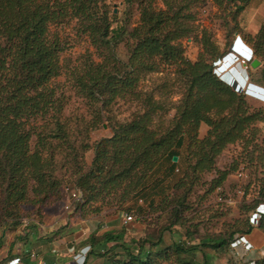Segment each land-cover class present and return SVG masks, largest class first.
I'll return each instance as SVG.
<instances>
[{
    "label": "trees",
    "instance_id": "1",
    "mask_svg": "<svg viewBox=\"0 0 264 264\" xmlns=\"http://www.w3.org/2000/svg\"><path fill=\"white\" fill-rule=\"evenodd\" d=\"M197 1L164 0L166 10H160L143 0L141 25L131 33L135 43L128 47L127 62H122L116 55L115 40L123 29L113 28L108 0H0V196L8 217H17L30 195L32 205H43L62 192L53 144L69 139L61 123L66 99L56 82L63 75L64 49L59 40L50 38L48 27L74 20L77 34L89 39L100 59H87L68 70L76 94L103 109L118 100L141 104V111L130 122L118 124L111 137L97 143L89 170L79 173L75 185L83 192L80 214L87 215L86 208L98 212V204L110 201L120 203L118 209L122 211L124 203L140 197L151 198L148 205L155 208L156 194L162 196L161 200L168 197L158 176L162 171L182 172L172 188L184 193L173 201L176 219L182 218L185 200L203 174L216 173L210 193L219 188L222 192L218 195L224 192L223 184L230 172L218 170L217 160L229 146L254 133L258 123H264V109L253 110L246 99L253 91L264 102V89L250 85L246 94L239 93L220 80L213 65L220 58L219 48L207 32L202 44L213 61L194 63L186 58L179 41L189 35L187 24L195 20L189 9ZM213 1L219 6L235 3V16L252 3ZM250 35L248 42L253 45L254 55L264 63V21L259 31ZM162 66L176 67L185 79V94L168 125L160 118L163 105L152 94L139 90L141 80ZM202 124L209 130L199 139ZM185 145L184 159L180 152ZM262 180L260 197L264 195V177ZM135 211L139 218L148 214L140 205ZM124 214L135 217L130 209ZM257 225L264 231V213H260ZM254 228L249 223L242 236L251 234ZM235 235L229 239L205 238L192 247L175 243L163 246L164 238L160 236L156 243L150 238L143 241L134 251L132 244L136 242L128 243L126 231L121 229L101 236L93 232L85 246H90V257L104 259L105 264H199V251L207 248L222 252L236 241ZM146 244H151L150 248ZM201 264L208 263L204 260ZM255 264H264V258Z\"/></svg>",
    "mask_w": 264,
    "mask_h": 264
},
{
    "label": "rangeland",
    "instance_id": "2",
    "mask_svg": "<svg viewBox=\"0 0 264 264\" xmlns=\"http://www.w3.org/2000/svg\"><path fill=\"white\" fill-rule=\"evenodd\" d=\"M142 1L108 0L109 15L115 21L113 28L123 29V33L115 40L116 55L122 62H127L128 47L135 43L131 33L142 22ZM145 1L147 4L151 2L157 9L166 10L164 0ZM234 11L235 3L219 6L213 0L197 1L189 9L195 17V20L187 24L189 35L179 43L189 61L212 62L211 54L202 44L207 32L219 48L220 58L213 63L219 79L230 86L232 75L239 80L243 75L244 81L249 83L248 88L252 84L264 89V63L256 55L254 58L259 59L262 66L252 69L248 63L247 68L243 66L245 73L242 72V75H238L236 69L230 71L236 60H230L231 63L224 62L232 53L239 36H236L237 32L243 34V39L240 37L241 42L235 46L237 53L246 57L247 49L253 50L248 37L256 32L264 19V0L261 3L255 0L245 12L237 16ZM249 24H252L247 31L250 34H245ZM48 31L50 38L59 40L64 49L61 54L63 75L56 82L66 99L61 123L68 132L69 139L68 142L55 141L53 144L56 176L63 183L62 192L60 196L52 197L43 205H32L33 196L30 195L28 201L20 207L18 216L13 218L3 212L4 204L0 196V264H11L15 259L19 260L18 264H64L73 259V256L80 264H86L88 259L89 264H105L104 259L90 257V246H85V243L93 232L101 236L105 232L121 229H125L128 243L136 242L132 244L134 251H137L143 241L150 238V242L156 243L160 236L164 238L163 246L175 243L192 247L199 245L205 238L229 239L231 234L236 233V241L222 252L216 253L203 248L197 253V262L201 264L205 260L208 264H215L217 259L227 258L229 264H246L233 255L234 250L238 248L234 247V244L244 237L241 232L248 228L249 223L254 227L258 226L260 213H264V195H259L264 177V123H258L255 134L250 133L243 142L229 146L218 158L217 169L230 172L223 184V195H218V191L209 192L210 183L216 173L203 174L199 184L185 200L182 218L176 219L172 212L175 208L174 199L184 195L183 192L172 190L174 182L182 175V172L176 171L174 174L162 171L158 175L164 183L168 197L165 201L161 200V195L156 194L153 201L158 204L153 209L148 205L151 198L144 200V197H140L124 203L122 211L118 209L120 203L113 201L103 206L98 204L101 207L98 212H94L93 208H86L87 215L83 217L78 211L83 192L75 185L79 173L89 170L97 143L111 137L118 124L130 122L134 115L141 111V104L136 101L118 100L103 109L76 94L68 70L81 66L90 58L99 61L97 50L86 36L77 34L75 20L62 25H49ZM219 62L220 65L217 66ZM223 68H226L227 73L223 72ZM238 84L243 86V83ZM139 90L152 94L155 100L163 105L164 111L160 118L168 125L174 119L176 108L185 94V79L176 71V67L162 66L157 72L149 73L141 80ZM246 90L239 93L246 94ZM259 96L253 91L250 96H246L253 110L264 109V102ZM208 130V126L202 124L198 132L199 139H203ZM35 143L36 139L32 145ZM180 153L185 159L186 145ZM240 173L243 174L242 177L239 176ZM167 185L169 188H166ZM73 189L79 193V200L73 198ZM137 205L145 207L146 212L148 211L144 218H139L138 212L135 211ZM129 209L135 217L126 225L124 213ZM173 222L176 225H172ZM150 245L146 244V247L150 248ZM153 251L157 252L156 249ZM17 254L20 256L14 257ZM59 256L63 262L57 261Z\"/></svg>",
    "mask_w": 264,
    "mask_h": 264
},
{
    "label": "crops",
    "instance_id": "3",
    "mask_svg": "<svg viewBox=\"0 0 264 264\" xmlns=\"http://www.w3.org/2000/svg\"><path fill=\"white\" fill-rule=\"evenodd\" d=\"M255 0H252V3L254 2ZM262 0H256V2L258 3H261ZM251 3V4H252ZM259 5V4H258ZM258 8V6H257ZM256 8V9H257ZM264 21V19H263ZM260 22V26L256 29V32L257 33L261 27V24L263 23ZM251 25L252 24H249L248 28L245 30V32L249 31V28H251ZM254 33V34H255ZM239 35L241 38H242V35L239 34V33H236V36ZM243 39V38H242ZM237 54V53H236ZM238 56H240L238 54ZM243 57V56H242ZM248 57V56H246ZM230 60H236L237 59V56L235 57V55H230L229 57ZM115 219V218H114ZM116 221V219H115ZM116 223H118V221H116ZM118 225V224H117ZM245 241H247V243H249L250 245V248L249 249H246L244 246H242L241 244L238 245V248L234 250L233 252V255H236L238 257V259H241V261H244L246 262V264L250 263V262H255L257 260H260L262 258H264V231L255 227L251 234L249 235H245L244 237H242ZM18 255V254H17ZM62 256V255H60ZM60 256L58 258V262H63L64 260L63 259H60ZM64 256V255H63ZM14 259V258H12ZM32 264V263H30ZM35 264V263H33ZM44 264V263H42ZM64 264H76V260L74 259V256H73V259L71 260H67V262H65ZM215 264H229L228 263V259L227 258H220L216 260V263Z\"/></svg>",
    "mask_w": 264,
    "mask_h": 264
},
{
    "label": "built area",
    "instance_id": "4",
    "mask_svg": "<svg viewBox=\"0 0 264 264\" xmlns=\"http://www.w3.org/2000/svg\"><path fill=\"white\" fill-rule=\"evenodd\" d=\"M238 42H241V38H240V36H237L235 46L237 45ZM235 46L233 47V50H236V49H235V48H236ZM232 54H234L233 51H232L231 54H229V56L232 55ZM238 58H241V56H238ZM238 58H237V59H238ZM251 60H252V57H251L250 59H248V58H246V57L243 56V58H242V61L246 62L247 64H248ZM242 61H241V62H242ZM218 64L220 65V62L217 63V66H219ZM217 74H218V73H217ZM230 86H231V87H234V89H235L236 92H241V91L245 90V87H244V86H242V87L239 86L238 83L236 84L235 81H232L231 84H230ZM176 172H179V169H176ZM239 176L242 177L243 174L240 173ZM221 192H222V189L219 188V189H218V193L220 194ZM72 196H73V198H74L75 200H79V199H80V197H79V193H77L76 191H74V193H73ZM131 221H133V216H132L131 214H130V215H126V219L124 220V224L127 225V224H129ZM240 244H241L242 246H244L246 249H249V248H250L249 243H247V241H245L243 238H241L240 240H238V241L234 244V247H238V245H240ZM15 262L18 264L19 260H18V259H15V260L11 261V264H13V263H15ZM76 264H80L78 260H76ZM248 264H255V263H254V262H250V263H248Z\"/></svg>",
    "mask_w": 264,
    "mask_h": 264
},
{
    "label": "bare ground",
    "instance_id": "5",
    "mask_svg": "<svg viewBox=\"0 0 264 264\" xmlns=\"http://www.w3.org/2000/svg\"><path fill=\"white\" fill-rule=\"evenodd\" d=\"M232 55H235V57L237 56V58H238V55L236 54V53H234V54H232ZM248 57H250V56H248ZM248 57H246V58H248ZM242 58L243 57H241V58H238V59H236V63L232 66V68L230 69V71L232 70V69H236V71H237V74L238 75H242V72H244L245 73V69L243 68V66H242ZM224 62H229V63H231L230 62V59H228V60H226V61H224ZM235 67V68H234ZM230 68V67H229ZM228 68V69H229ZM224 69V73H227V71H226V68H223ZM226 71V72H225ZM222 72V73H223ZM229 73V72H228ZM240 73V74H239ZM231 74V73H230ZM229 79V78H228ZM231 79H232V81H235V82H237V83H240L241 85H242V83H243V86L245 87V89H247L248 88V86H249V83L247 82V81H244L245 79H244V77H243V75L241 76V80H239L237 77H234L233 75H232V77H231ZM248 80V79H247ZM230 82V81H229ZM239 85V84H238ZM252 85V84H251ZM253 87L255 86V85H252Z\"/></svg>",
    "mask_w": 264,
    "mask_h": 264
},
{
    "label": "water",
    "instance_id": "6",
    "mask_svg": "<svg viewBox=\"0 0 264 264\" xmlns=\"http://www.w3.org/2000/svg\"><path fill=\"white\" fill-rule=\"evenodd\" d=\"M232 51H233V53H237V51L236 50H233L232 49ZM247 53H248V56H250V57H248V59H250L251 57H252V60L249 62L250 63V67L252 68V69H257V68H259V67H261L262 66V62L259 60V59H257V58H254V52H253V50L251 49H247ZM239 53H237V55H238ZM242 57V56H241ZM242 66H244L245 68H247V63L246 62H244V61H242ZM174 161L175 162H177L178 161V157H175L174 158Z\"/></svg>",
    "mask_w": 264,
    "mask_h": 264
}]
</instances>
